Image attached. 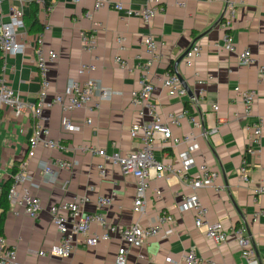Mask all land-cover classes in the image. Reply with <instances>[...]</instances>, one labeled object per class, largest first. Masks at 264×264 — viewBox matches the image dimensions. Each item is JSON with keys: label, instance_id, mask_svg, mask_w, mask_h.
Returning a JSON list of instances; mask_svg holds the SVG:
<instances>
[{"label": "crops", "instance_id": "1", "mask_svg": "<svg viewBox=\"0 0 264 264\" xmlns=\"http://www.w3.org/2000/svg\"><path fill=\"white\" fill-rule=\"evenodd\" d=\"M30 0H1L0 14L4 19L11 7L28 13ZM38 3L37 18L48 30L44 31L43 46L51 50L56 58L48 64L47 79L49 95L63 91L67 81L91 76L114 90L112 97L101 103L98 109L90 103L67 113L75 128L63 129L61 118L64 113L58 107L45 108L44 124L50 137L65 146L64 151L36 149L34 157L27 160V138L32 131V120L28 117H14L8 108L0 107V185L10 176L11 167L19 161L26 162V168L33 177L25 183L42 202L39 216L32 219L13 205L5 215L3 239L7 245L15 247V264H115L120 248H127V264H170L181 263V256L190 247H195L202 264H246L241 249L233 236L223 243H214L197 229L191 212H180L176 205L183 195L193 192L206 209L207 220L220 222L223 229L243 224L248 230L253 258L257 264H264V194L255 204L251 199L253 187L264 183V124L260 139V152L248 158L247 174L251 182L241 184L237 169L243 158L248 132V122L257 115L264 117V82L257 76V68L264 65V0H242L236 7L233 26L224 30L220 26L221 12L225 0H157L165 7L163 14L157 15L149 23L136 17H124L112 9L102 8L86 19L82 14L91 10L93 0H48L51 6L46 11L44 0ZM137 7L145 0H111ZM182 3V5H179ZM26 30V28H25ZM94 31L96 48L93 52L81 49L80 33ZM37 33L24 36L25 49L22 53L9 54L3 58L2 75L7 83L25 100H33L39 89V77L34 62V37ZM147 35L155 40L160 53L159 61L148 69L154 91L153 101L161 118L168 112H179L187 102L169 97L161 85V77L166 68L175 69L184 85L190 90L188 97L203 81L204 96L195 105V115L202 121L201 128L193 129L183 121L173 128L174 135L192 133L196 148L192 151L194 166L189 173H195L199 165H206L217 171L214 187L192 191L176 177L152 180L146 192L145 214L138 217L132 212L135 179L121 174L119 168L79 149L81 145H96L110 151L116 148L121 153L135 151L140 147L137 137L129 136L133 124L149 120L145 113L139 114V107L131 103L130 92L138 87V71L129 73L119 68L114 58L121 56L131 66L144 62L149 57L143 40ZM224 35L238 49L249 48L254 61L246 66L238 63L235 53L223 46ZM122 37L119 46L115 39ZM192 43L200 46L201 54L192 67H186L178 59ZM177 65L175 66V63ZM81 63H94L95 69L78 76ZM198 73L199 78L194 76ZM210 76L211 79L207 80ZM254 89L257 93L253 114L244 116L242 105L234 99L233 87ZM216 104L217 111L211 110ZM89 119L90 123H85ZM215 127L214 133H208ZM182 146L178 147L180 150ZM164 161L174 158L173 149L164 150ZM60 158L75 161L70 169H54L51 175L41 176L40 161ZM104 167L101 176L98 166ZM160 193L157 195L155 191ZM98 196L110 199V204L102 208L107 219L120 226H128L135 221L146 224L154 221L159 211L166 209L174 218V233L167 237H155L139 247L128 246L118 236L101 241L95 246L79 245L69 257H39L36 251L58 243L60 236L51 222L48 207L62 201H72L86 197L84 211H93ZM261 215L254 218V212Z\"/></svg>", "mask_w": 264, "mask_h": 264}, {"label": "built area", "instance_id": "2", "mask_svg": "<svg viewBox=\"0 0 264 264\" xmlns=\"http://www.w3.org/2000/svg\"><path fill=\"white\" fill-rule=\"evenodd\" d=\"M80 0H73L78 3ZM211 2L212 0H206ZM242 0H225L221 12L220 26L225 31L233 26L236 17V7ZM179 5H182L180 3ZM1 7V0H0ZM102 8L112 9L121 13L124 17H136L144 23H149L157 15L163 14L165 7L157 0H145L137 7L125 5L122 2L111 0H93L91 10H86L82 17L90 19L93 12ZM24 12L17 7L9 9L7 19L0 14V53L3 58L9 54L22 53L25 49V25L23 21ZM46 25L34 37V62L39 77L40 89L33 100H25L20 93L13 89L3 77H0V107L5 106L10 113L17 118L28 117L32 120V131L27 138V160L34 157L36 149L42 146L46 150L64 151L65 146L59 141L50 137L49 129L44 124L43 110L45 108L58 107L65 115L61 118L63 129L71 131L75 128L67 113L81 109L92 103L98 109L102 102L110 99L114 90L103 85L100 80L91 76L80 80L78 78L67 81L62 92L49 95V82L47 79L48 64L53 62L56 55L53 51H46L43 46L44 31L48 30ZM116 43L120 46L122 37L117 36ZM81 49L85 52H93L96 48V37L94 31H82L80 33ZM145 52L148 59L144 62H137L133 66L127 59L116 56L115 64L129 72L138 71V87L130 92L131 103L139 107V114L145 113L149 120L143 123L133 124L129 129L130 137H137L140 141L139 149L121 153L116 148L110 151L96 145H81L79 149L91 155H97L104 161L116 165L121 174L135 179V189L132 202V212L138 217L145 214L147 196L146 192L152 180L168 177H176L181 183L189 187L192 191L205 187H214V181L218 176L216 170L206 165H199L195 173H189V169L194 166L192 151L196 148L195 135L186 133L174 135L173 128L179 127L183 121H187L193 129L201 128L202 121L193 113L195 105L204 96L202 87L203 81L197 79L199 88L188 97V91L180 79L178 72L171 66L166 68L161 77V85L169 97L183 98L187 102L179 112H168L162 119L157 105L153 101L154 87L148 79V69L153 63L159 61L160 53L157 43L147 35L143 40ZM223 46L230 53H235L239 65L246 66L251 64L254 59L249 48L238 49L229 40L228 35L223 37ZM201 54L200 46L192 43L185 49L181 58L186 67H192ZM94 63H81L77 69L78 76L94 71ZM194 76L199 78L198 73ZM257 76L260 82H264V65L257 68ZM211 77L208 76L207 80ZM234 99L239 102L244 109V116L247 118L253 114V107L257 93L254 89H241L239 86L233 87ZM216 104L211 105L212 111H217ZM194 110V111H193ZM90 123V120H85ZM264 117L257 115L254 120L248 122L245 129L248 132L246 147L243 158L237 169V178L241 184H249L251 179L246 172L250 156L260 152V139ZM215 127L210 128L208 133H214ZM182 146L180 150L178 147ZM173 149L175 155L173 159L164 161V150ZM21 161L17 166V172L12 175V184L8 189L7 199L10 206L13 205L26 216L34 219L39 216L43 209L41 199L33 194L25 183L31 182L33 177L26 168V162ZM75 161L52 158L46 162L40 161L38 169L41 176L51 175L53 170L70 169L75 165ZM101 176L104 175V167L98 166ZM158 190L155 194H159ZM264 194V183L252 188L251 199L257 204L259 197ZM87 201L86 197H77L72 201H62L48 207L51 222L58 232L60 239L58 243L49 245L36 251L39 257H69L79 246H95L101 241H108L114 236L121 238L128 246L139 247L155 237H167L174 233V218L168 210L159 211L154 221L142 224L135 221L128 226H120L110 222L102 212V208L110 204V199L98 196L93 211H84L83 204ZM180 212H191L194 226L203 229V235L214 243H223L228 236H233L241 249V255L246 264H257L253 258L250 237L245 225L233 226L231 229H223L220 222L208 221L206 209L200 203L199 198L193 192L183 195L181 201L176 205ZM261 215L260 210L254 212V218ZM127 248H120L115 257V264H127ZM15 247L9 246L0 237V264H15ZM182 264H202V259L195 247H190L181 256ZM170 264H179L170 261Z\"/></svg>", "mask_w": 264, "mask_h": 264}, {"label": "trees", "instance_id": "3", "mask_svg": "<svg viewBox=\"0 0 264 264\" xmlns=\"http://www.w3.org/2000/svg\"><path fill=\"white\" fill-rule=\"evenodd\" d=\"M50 6H51V2L48 0H44L43 7L46 11H48ZM27 7H28V13L27 15L25 14L23 15L25 28L29 33H38L42 30V24L39 22L37 18L38 3L33 0H30L28 2ZM2 65H3V56L0 53V77L2 76ZM21 161H19L18 163L14 164L11 167L10 176L4 179L0 185V237L4 236L5 215L10 208V203L7 199L8 189L12 184V175H14L17 172V166Z\"/></svg>", "mask_w": 264, "mask_h": 264}, {"label": "water", "instance_id": "4", "mask_svg": "<svg viewBox=\"0 0 264 264\" xmlns=\"http://www.w3.org/2000/svg\"><path fill=\"white\" fill-rule=\"evenodd\" d=\"M183 54L181 55V57L178 59V61L182 58ZM177 65V62L175 63V66ZM181 79V78H180ZM186 89L188 92H190V90L187 88V86L185 85Z\"/></svg>", "mask_w": 264, "mask_h": 264}]
</instances>
